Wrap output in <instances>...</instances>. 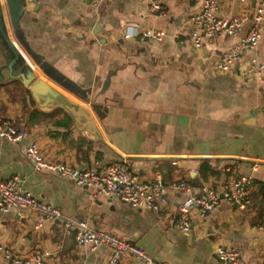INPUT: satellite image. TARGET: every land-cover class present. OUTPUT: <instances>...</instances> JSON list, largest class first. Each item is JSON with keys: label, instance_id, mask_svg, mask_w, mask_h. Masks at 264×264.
I'll use <instances>...</instances> for the list:
<instances>
[{"label": "crops", "instance_id": "0c3cea01", "mask_svg": "<svg viewBox=\"0 0 264 264\" xmlns=\"http://www.w3.org/2000/svg\"><path fill=\"white\" fill-rule=\"evenodd\" d=\"M154 4L161 12L152 10ZM256 4L220 0L217 16L246 14L250 19ZM200 7L187 0H26L20 27L34 52L91 90L86 106L105 141L131 158L124 162L139 181L160 177L164 184L184 180L194 191L203 185L219 190L233 174L251 177L257 187L264 184V71L258 69L264 63V27L257 48L244 53L230 72L220 73L215 61L245 37L249 21L236 36L217 34L194 48L189 19ZM128 28L162 30L165 38L126 40ZM12 74L1 69L0 85L13 89L21 84ZM13 96L0 90V116L22 131L24 139L0 140L1 178L18 176L23 189L58 208L66 219L136 244L163 264H223L216 254L219 247L237 250L247 264H264V201L258 188L246 211L222 202L207 219L192 218L190 232L183 234L173 226L183 193L167 190L161 210L153 213L97 195L56 173L36 171L25 156L30 142L47 161L78 171H101L118 157L104 143L78 133L62 111L31 115L28 101L25 106L19 100L21 92ZM203 162H210L217 176L203 179ZM36 220L29 210L0 214V246L21 256L46 253L42 264H110L109 248L78 247L61 224L47 222L36 229ZM0 264H6L1 255ZM119 264L136 263L127 259Z\"/></svg>", "mask_w": 264, "mask_h": 264}, {"label": "built area", "instance_id": "2783aa9c", "mask_svg": "<svg viewBox=\"0 0 264 264\" xmlns=\"http://www.w3.org/2000/svg\"><path fill=\"white\" fill-rule=\"evenodd\" d=\"M137 1L141 3L145 0ZM187 1L199 3L201 6L200 10L189 19L190 41L194 48H200L203 40L211 39L217 34L236 36L242 26L249 21L245 37L219 56L214 63L215 71L230 72L244 53H251L257 48L264 27V0H257L251 19L246 14L231 19L219 18L217 10L220 0ZM152 10L159 13L161 7L154 4ZM132 38L162 42L165 32L162 30L141 32L136 28H128L124 39ZM258 69L264 71V63L259 64ZM23 139V132L14 127L9 119L0 116V140L19 143ZM25 156L36 171L56 173L70 179L79 187L94 189L97 195L118 200L133 208L142 205L153 213L161 210L167 190L183 193L185 197L179 204L173 221L176 230L183 234L190 232L192 218L207 219L220 208L222 202H228L238 211H246L252 204L253 195L258 192L251 177H236L233 174H229L224 179L219 190L212 185H203L200 190L194 191L184 180L164 184L160 177L151 183H143L138 180L137 175L126 162L118 160L108 163L101 171L94 169L78 171L64 164L47 161L35 142H30L26 146ZM252 170L255 171L256 166H253ZM13 210L34 212L37 219L36 229L47 222L61 224L63 233L72 236L78 247L88 248L90 251L102 247L109 248L113 252L110 264H119L127 259L133 260L136 264H163L136 244L112 233L94 230L85 222L66 219L58 208L41 202L32 193L23 189L22 180L18 176L0 177V214L5 215ZM57 248L60 249L61 245H57ZM216 254L223 264H247L240 252L235 249L219 247ZM0 255L6 264H42L48 254L35 252L21 256L14 249L0 246Z\"/></svg>", "mask_w": 264, "mask_h": 264}, {"label": "water", "instance_id": "95a60500", "mask_svg": "<svg viewBox=\"0 0 264 264\" xmlns=\"http://www.w3.org/2000/svg\"><path fill=\"white\" fill-rule=\"evenodd\" d=\"M5 2L17 44L41 73V75H38L36 69L25 67L24 72L21 74V77L24 78V87L29 93L35 108L44 113H51L55 110L62 111L71 120L74 129L78 133L91 141L104 143L117 155L119 162L131 159L121 156L105 141L92 112L86 106L91 90L83 89L63 76L29 46L20 27L21 19L27 13L26 0H5ZM6 41L11 42L9 39H6ZM14 49L20 54L15 46Z\"/></svg>", "mask_w": 264, "mask_h": 264}, {"label": "trees", "instance_id": "16d2710c", "mask_svg": "<svg viewBox=\"0 0 264 264\" xmlns=\"http://www.w3.org/2000/svg\"><path fill=\"white\" fill-rule=\"evenodd\" d=\"M18 57H20L18 55ZM12 87V86H11ZM4 89L7 93H9L11 96V98L15 99L18 98L17 94L19 92H21V96H20V102L22 103V105L26 106V101H28V103L30 104V112L31 115H37L40 116L41 112L38 111L37 109H34L33 106V102L30 99L29 93L27 92V90L25 88H22L21 84L17 83L16 85H14L13 89L8 88V86H4V85H0V90ZM34 109V110H33ZM58 113V112H57ZM54 114V113H53ZM50 116H53L52 114ZM64 121L66 122V125L68 127H71L70 121L64 117ZM199 175L203 178V179H207L208 176H217V172L216 170H214L212 168V166L210 165V162H203L202 166L199 169ZM257 188H258V193L261 196V200L264 201V184L262 183H257Z\"/></svg>", "mask_w": 264, "mask_h": 264}, {"label": "flooded vegetation", "instance_id": "af4514ba", "mask_svg": "<svg viewBox=\"0 0 264 264\" xmlns=\"http://www.w3.org/2000/svg\"><path fill=\"white\" fill-rule=\"evenodd\" d=\"M0 34H1L2 38H3V40H4L5 45L7 46V51L9 52V54L11 53V55L13 56V58H11L10 62L7 64L8 70H10L12 72V67H13V65L15 63L14 60L18 59V56L16 55L17 53L13 49L15 45L13 43H11V42L9 44L6 41V39H9L11 41L9 36L7 35L8 36L7 38L4 37V34H15L14 29L12 28V25H11V21H10L9 15H8V10H7V6H6L5 0L0 1ZM13 39H14V41L17 44V41H16L15 37ZM20 82L24 86V78L20 77Z\"/></svg>", "mask_w": 264, "mask_h": 264}, {"label": "rangeland", "instance_id": "374dc122", "mask_svg": "<svg viewBox=\"0 0 264 264\" xmlns=\"http://www.w3.org/2000/svg\"><path fill=\"white\" fill-rule=\"evenodd\" d=\"M4 37L7 38L8 37L7 34H4ZM12 37L14 38L13 34H12ZM15 52H16V50H15ZM19 56L20 57L16 61V64L13 65L14 68L12 71V73H13L12 76H14L16 78V80H18V81L21 77L20 74L23 73V68L28 67L30 69H33V68L35 69L33 62L27 56L26 57L29 60L30 64H28L27 61H25V59L21 57V55H19ZM11 58H13V56L11 55V53L9 54V52L7 51V46L5 45L4 40L0 34V70L6 69V68L8 69L7 64L10 62ZM14 62H15V60H14Z\"/></svg>", "mask_w": 264, "mask_h": 264}]
</instances>
